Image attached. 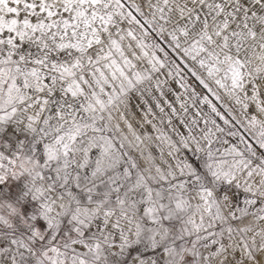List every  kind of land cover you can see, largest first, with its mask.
<instances>
[{"label": "snow or ice", "instance_id": "snow-or-ice-1", "mask_svg": "<svg viewBox=\"0 0 264 264\" xmlns=\"http://www.w3.org/2000/svg\"><path fill=\"white\" fill-rule=\"evenodd\" d=\"M0 264H264V0H0Z\"/></svg>", "mask_w": 264, "mask_h": 264}]
</instances>
